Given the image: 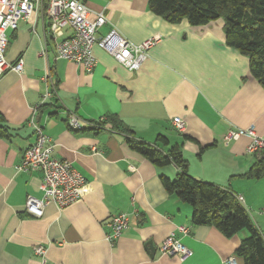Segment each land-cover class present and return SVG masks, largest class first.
<instances>
[{
    "label": "crops",
    "instance_id": "0c3cea01",
    "mask_svg": "<svg viewBox=\"0 0 264 264\" xmlns=\"http://www.w3.org/2000/svg\"><path fill=\"white\" fill-rule=\"evenodd\" d=\"M83 3L89 20L97 14L107 20L97 38L114 30L134 44L160 39L136 71L95 47L96 66L87 74L56 56L40 17L7 32L6 61L22 59L23 71L0 75V115L8 131L0 135V264H224L248 234L225 238L214 228L193 227L190 206L160 181L177 177L174 164L156 166L132 151L123 134L93 132L89 124L115 115L137 140L155 145L165 137L168 146L157 143L159 149L177 145L189 176L240 196L264 236V174L244 176L264 151L248 154L247 137L222 140L228 130L250 126L264 140V88L250 75L248 59L225 45L223 21L169 24L148 9V0ZM52 84V98L40 105ZM68 115L77 117L81 131L69 128ZM173 118L185 122L184 133L174 129ZM31 119L51 139L53 157L68 161L85 182L81 198L61 209L49 203L41 218L24 210L28 196L42 198L41 174L17 171L23 150L35 141ZM119 214L128 216L129 227L111 243L107 224ZM171 235L190 256L160 254ZM37 246L45 248L44 263Z\"/></svg>",
    "mask_w": 264,
    "mask_h": 264
},
{
    "label": "built area",
    "instance_id": "2783aa9c",
    "mask_svg": "<svg viewBox=\"0 0 264 264\" xmlns=\"http://www.w3.org/2000/svg\"><path fill=\"white\" fill-rule=\"evenodd\" d=\"M90 10L85 6L83 0H0V75L8 71L21 73L23 71V60L18 59L14 63L6 61V52L9 44L8 31H16L21 20H29L32 16L40 17L46 32L53 42L56 56L65 61L82 66L87 74L92 73L96 66L93 54L98 47L110 54L118 63L129 71H136L146 60L151 48L159 42V37H152L140 44H134L119 37L111 30L105 37L97 38L99 28L106 23L102 14L89 20ZM47 44L43 46L41 54L44 56ZM45 82L50 76L44 77ZM55 91L52 84L51 90L41 95L40 105L52 98ZM67 125L71 130L81 131L82 124L75 115H68ZM172 126L178 133L186 131V124L180 118L171 120ZM33 129L35 141L27 146L21 155V162L17 171L39 172L41 174L40 191L42 198L28 196L25 201L24 210L28 215L41 218L44 209L49 203L57 208H64L81 198L85 182L82 176L65 160L53 157L52 141L43 132L42 127L34 123L33 119L28 122ZM90 128L94 125L89 124ZM241 137L250 139L246 152L248 154H260L264 151V140L256 134L254 127L247 129H230L223 137V143L237 140ZM239 203L242 198L236 196ZM109 229L106 239L114 242L129 227V219L126 214H119L108 222ZM185 234L187 230L178 229ZM159 252L162 255L175 256L184 260L191 252L183 246L174 236L167 237L161 244ZM34 253L41 257L44 263L45 248L37 246ZM224 264H238L235 257H231Z\"/></svg>",
    "mask_w": 264,
    "mask_h": 264
},
{
    "label": "trees",
    "instance_id": "16d2710c",
    "mask_svg": "<svg viewBox=\"0 0 264 264\" xmlns=\"http://www.w3.org/2000/svg\"><path fill=\"white\" fill-rule=\"evenodd\" d=\"M148 9L169 24L186 20L190 26L199 27L222 20L225 45L248 59L250 75L264 88V0H148ZM92 124L93 132L109 130L123 134L132 151L156 166L174 164L179 169L177 177L174 180L161 177L160 181L167 194L190 206L192 226L214 228L225 238L246 232L248 235L240 241L234 257L238 264H264V236L245 208L232 192L189 176L187 162L177 145L163 152L157 146V143L168 146L163 136H158L155 145L137 140L115 115ZM7 134L0 115V135ZM263 174L264 154L244 176L258 179Z\"/></svg>",
    "mask_w": 264,
    "mask_h": 264
},
{
    "label": "rangeland",
    "instance_id": "374dc122",
    "mask_svg": "<svg viewBox=\"0 0 264 264\" xmlns=\"http://www.w3.org/2000/svg\"><path fill=\"white\" fill-rule=\"evenodd\" d=\"M222 22V20H220Z\"/></svg>",
    "mask_w": 264,
    "mask_h": 264
}]
</instances>
